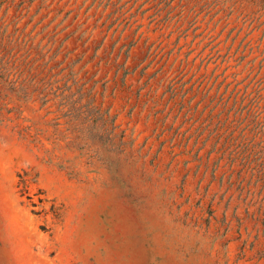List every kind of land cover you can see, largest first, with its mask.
<instances>
[{
	"label": "rangeland",
	"instance_id": "obj_1",
	"mask_svg": "<svg viewBox=\"0 0 264 264\" xmlns=\"http://www.w3.org/2000/svg\"><path fill=\"white\" fill-rule=\"evenodd\" d=\"M0 264H264V0H0Z\"/></svg>",
	"mask_w": 264,
	"mask_h": 264
}]
</instances>
